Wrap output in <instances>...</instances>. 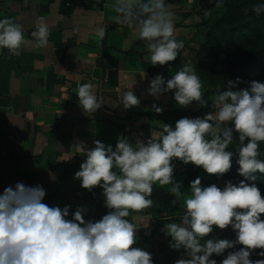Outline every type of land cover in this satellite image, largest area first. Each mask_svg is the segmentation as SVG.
Instances as JSON below:
<instances>
[{"label":"clouds","instance_id":"clouds-1","mask_svg":"<svg viewBox=\"0 0 264 264\" xmlns=\"http://www.w3.org/2000/svg\"><path fill=\"white\" fill-rule=\"evenodd\" d=\"M251 11L264 15V0ZM115 12L116 23L135 29L151 65L165 66L180 56L184 43L176 38L174 15L165 0H115ZM31 35L37 47H46L50 28L41 22ZM95 37L103 40L105 28H97ZM24 42L19 24L0 19V48L19 55ZM240 83L239 77L229 79L206 99L201 77L191 64L184 63L171 78L161 73L151 79L149 95L159 100L172 92L181 108L194 102L207 107L210 99L214 114L185 116L174 125L163 123L147 140L133 142L121 134L115 146L101 140H95L92 148L83 142L75 144L76 153L85 159L74 179L90 192L102 189L103 206L108 211L98 220L85 219L86 205L70 212L71 205L61 208L44 203L46 190L42 185L17 182L6 187L0 193V264H155L151 252L134 246L140 228L149 224L138 227L130 216L153 206L154 185L169 186L175 197L172 204L181 205L175 220L161 228L170 238V249L181 253L175 264H264V195L255 183L257 173L264 174V159L260 158L264 82L252 80L242 88ZM116 92L117 102L125 109L140 104L133 86L122 93L117 88ZM76 93L88 116L105 103L90 82L80 84ZM153 109L163 111L156 104ZM234 134L239 141L235 153L229 150ZM234 155L238 157L237 174L243 179L204 186L202 178L196 177L190 181L188 194H183L182 182L174 177V161L223 177L231 170ZM229 227L234 239L205 240L214 228ZM237 245V250L224 255ZM253 253L260 258L252 259ZM214 255L224 258L218 262Z\"/></svg>","mask_w":264,"mask_h":264},{"label":"crops","instance_id":"crops-1","mask_svg":"<svg viewBox=\"0 0 264 264\" xmlns=\"http://www.w3.org/2000/svg\"><path fill=\"white\" fill-rule=\"evenodd\" d=\"M90 1L94 7L76 5L70 14H64L63 0H0V19L19 24L25 40L19 55L0 48V193L17 182L42 185L46 190L44 203L61 208L71 205L70 212L86 205L85 219L98 220L108 211L103 206L102 189L96 187L90 192L74 179L85 159L76 153L75 144L83 142L92 148L95 140H101L115 146L121 134L133 142L138 138L147 140L152 130L159 131L167 123L164 112L199 111L202 106L194 102L181 108L172 92L159 100L149 95L153 75L148 68L152 65L145 58L148 53L143 41L134 28L115 22V0ZM189 3H166L174 15L176 38L184 43L180 56L168 66L172 76L184 63L191 64L201 77V91L205 95L223 88L229 79L225 74H210L200 67L194 51L196 43L190 39L198 28L192 17L184 16L183 7L190 9ZM41 22L50 28L46 47H37L31 35ZM99 27L105 28L103 40L95 37ZM89 82L97 95L105 99L91 116L79 106L76 93L80 84ZM130 86L140 104L125 109L117 102L116 89L122 93ZM153 104L163 111L155 112ZM235 149L233 141L229 150ZM174 163V177L182 182L184 195L196 177L202 178L203 185L207 173L202 167L185 165L179 160ZM168 187L154 185L153 206L130 213L138 227L149 224L140 228L134 246L159 258L167 248L163 241L170 239L161 228L181 211L179 202L172 204L175 197ZM164 206L167 208L163 210Z\"/></svg>","mask_w":264,"mask_h":264},{"label":"trees","instance_id":"trees-1","mask_svg":"<svg viewBox=\"0 0 264 264\" xmlns=\"http://www.w3.org/2000/svg\"><path fill=\"white\" fill-rule=\"evenodd\" d=\"M51 2L52 0H48ZM218 1V0H217ZM184 2V0H165V3H171V4H181ZM76 5H81L87 8L94 7L95 5L90 0H63L62 3V12L64 14H70L71 11H73V8ZM220 7L224 8L226 10L227 15L230 14H241L244 15L245 18L242 20V22L238 25L230 24L229 21L226 20V17H222L218 20L213 21L210 16L205 12L203 16V23L208 24L207 32H206V40L214 43L217 47H223L222 44V38H230V37H239L242 39H245V41H252V38L254 36L258 37V39L264 43V15L257 16L255 15L251 9H246L244 7V1L243 0H220L219 3ZM45 10H48V5L44 7ZM248 44V43H246ZM198 63L200 67L206 71L215 73V65L210 62L205 61H199ZM219 63L221 68V73L225 74L228 79L235 80L237 77L241 78V83L238 85V87H247L248 82L252 81V79H258L260 82L262 80L258 77L264 75V47L261 48L260 46L256 48L255 50H252V53L249 54L248 57H242L239 55L233 56L232 54H227L226 56H222L221 59H217V62ZM163 68V69H162ZM151 70V73L153 75V78L157 74H163L165 78H171L170 75V69L168 64L165 66H159L157 68L156 66H149L148 68ZM251 73L255 74V77L252 79H249L246 77L247 75H250ZM257 73V74H256ZM263 74V75H262ZM226 90V88L224 89ZM210 94H216V90L209 91ZM205 98L207 96L205 95ZM207 112H215V108L211 107V102H208L207 107H202L199 111L194 110H188V111H167L164 112L165 119L168 124L174 125L175 122L182 118V117H197V116H203ZM238 138V134H234ZM234 136V137H235ZM239 144V141H238ZM261 159H264V155L260 156ZM238 157L235 156L234 163H232V168H235L237 170L238 164H237ZM259 174L257 173V176ZM262 176V183H264V174H261ZM210 183L212 179H209ZM203 185L208 186L206 178L203 180ZM264 185V184H263ZM167 206H164L162 209H166ZM214 232H216L218 235L221 236V238L224 239H234L235 233L232 231V229L229 227L227 229L221 230L218 228H214ZM240 247V245H237L234 249H229L231 251H235ZM259 251V250H257ZM180 254V252H177L175 255H170L167 257H157L153 256L155 264H174L177 258V255ZM252 259H258V257L255 253H253Z\"/></svg>","mask_w":264,"mask_h":264},{"label":"rangeland","instance_id":"rangeland-1","mask_svg":"<svg viewBox=\"0 0 264 264\" xmlns=\"http://www.w3.org/2000/svg\"><path fill=\"white\" fill-rule=\"evenodd\" d=\"M186 1L190 2L189 4H190L191 8L189 9L188 7H183L186 10V13H184V16L185 17H189V16L192 17L193 21L195 22V26L198 28V31H196V33H194L190 37V39L194 40L196 43V49L194 51H196L197 60H199V61L203 60L205 62H210L213 65L216 64L215 65V71L216 72L215 73L209 72L210 74H223V73H221L222 72L221 71L222 66L219 63H216L217 59L218 60L221 59L222 56H226L227 54H232L233 56L239 55L242 57H248L249 54L252 53V50H255L259 46L261 48L264 47V43H262L258 39V37H256V36H254L252 38L251 42L245 41V39H242L239 37H230V38H226V39L222 38L221 40H222V44H223L224 48L217 47L215 45V42L211 43V42L206 40V32L208 30V28H207L208 24L206 25V23H203V16H204L205 12L208 14V16H210V18L213 21L218 20L222 17H226V20L229 21L230 24H235V25L240 24L242 22V20L245 18V16L238 14V13L227 15L229 13H227L226 10L224 8L220 7V5H219L220 0H218L219 3L217 4V6L211 8V10H209V11H205L200 7V5H199L200 0H186ZM243 1H244V7L246 9H252V6L259 2V0H243ZM184 2H185V0H184ZM246 43H248V44H246ZM246 77H248L249 79H252L253 77H255V74L251 73L250 75H247ZM258 78H260L262 80V82H264V75H263V77L260 76ZM252 80H254V79H252ZM255 80H258V79L256 78ZM205 95L207 96L206 99H208L209 97H212L215 94H210L209 92H207ZM208 102H211V100L209 99ZM234 141L236 143V149H235V152H236L237 146H238V138L236 136L234 137ZM260 152L262 153L261 156H263L264 155V143L260 144ZM235 156L236 155L233 156V160H234ZM233 160H232V163H234ZM258 174H259L258 179L255 181V183L261 189L262 195H264V185H263L264 183H262L261 174L260 173H258ZM205 178L207 180L208 185H210L212 183H216L218 186H222L224 181H226L228 179L233 180V182H238L240 179H243V177H240L237 174V170L235 168H231V170L228 173H226L223 177H218L215 174H207L205 176ZM209 179H212L211 183H210ZM210 238L224 239V238H221V236L218 235L214 231L212 233H210L207 237H205V240L210 239ZM168 241H169V239L163 241L164 246H166L167 248L165 249L164 254H162V257L175 255L177 253V251L170 249ZM228 251H231V250H226V252L224 254L225 256L227 255ZM180 257H181V253L177 255L176 260L179 259ZM213 258L219 262L220 260H222L224 258V256H215L214 255Z\"/></svg>","mask_w":264,"mask_h":264},{"label":"water","instance_id":"water-1","mask_svg":"<svg viewBox=\"0 0 264 264\" xmlns=\"http://www.w3.org/2000/svg\"><path fill=\"white\" fill-rule=\"evenodd\" d=\"M219 2L217 0H200L199 5L200 7L205 10L209 11L211 8L217 6Z\"/></svg>","mask_w":264,"mask_h":264}]
</instances>
